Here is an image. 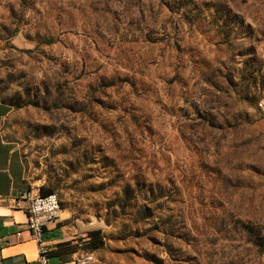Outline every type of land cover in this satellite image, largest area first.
Here are the masks:
<instances>
[{"label":"rangeland","instance_id":"rangeland-1","mask_svg":"<svg viewBox=\"0 0 264 264\" xmlns=\"http://www.w3.org/2000/svg\"><path fill=\"white\" fill-rule=\"evenodd\" d=\"M261 99L264 0H0V134L94 264H264Z\"/></svg>","mask_w":264,"mask_h":264},{"label":"crops","instance_id":"crops-1","mask_svg":"<svg viewBox=\"0 0 264 264\" xmlns=\"http://www.w3.org/2000/svg\"><path fill=\"white\" fill-rule=\"evenodd\" d=\"M2 114L0 112V118ZM39 187L28 179L25 158L18 147L0 134V264H39L37 243L26 228V200L21 198L23 192L30 196L38 194ZM62 222L63 218L58 215L44 231L50 252L60 243H76L67 235ZM17 233L20 235L16 236ZM77 254L76 251L67 255L65 261L49 257V264H71ZM53 258L55 263L51 262Z\"/></svg>","mask_w":264,"mask_h":264},{"label":"built area","instance_id":"built-area-1","mask_svg":"<svg viewBox=\"0 0 264 264\" xmlns=\"http://www.w3.org/2000/svg\"><path fill=\"white\" fill-rule=\"evenodd\" d=\"M262 99L258 101L257 106L264 112ZM56 196L55 193L46 196H40L39 194L30 196L27 192L21 194V198L26 200V228L37 243L39 264H49L50 247L45 242L44 231L57 218V213L61 210V205L56 204ZM19 235L20 233L16 234V236ZM86 261H93V264L96 262L92 251L75 255L71 260V264H85Z\"/></svg>","mask_w":264,"mask_h":264},{"label":"trees","instance_id":"trees-1","mask_svg":"<svg viewBox=\"0 0 264 264\" xmlns=\"http://www.w3.org/2000/svg\"><path fill=\"white\" fill-rule=\"evenodd\" d=\"M40 196H46L53 193V190L46 187L40 186L39 189ZM61 205V204H60ZM85 249L88 251H93L101 248L104 245L103 238L99 230H92L87 233L86 240L83 241ZM76 244H71V242H64L57 245L56 250L50 252V257H58L60 260L65 261L67 255H70L77 251Z\"/></svg>","mask_w":264,"mask_h":264},{"label":"bare ground","instance_id":"bare-ground-1","mask_svg":"<svg viewBox=\"0 0 264 264\" xmlns=\"http://www.w3.org/2000/svg\"><path fill=\"white\" fill-rule=\"evenodd\" d=\"M56 204H60L59 198L56 196ZM85 264H93V261H86Z\"/></svg>","mask_w":264,"mask_h":264}]
</instances>
